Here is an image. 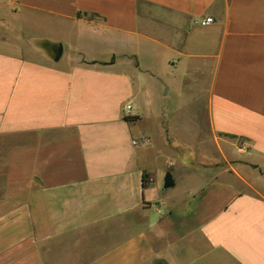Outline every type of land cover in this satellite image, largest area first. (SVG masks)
I'll return each mask as SVG.
<instances>
[{"label": "crops", "instance_id": "1", "mask_svg": "<svg viewBox=\"0 0 264 264\" xmlns=\"http://www.w3.org/2000/svg\"><path fill=\"white\" fill-rule=\"evenodd\" d=\"M0 264H264V0H0Z\"/></svg>", "mask_w": 264, "mask_h": 264}, {"label": "built area", "instance_id": "2", "mask_svg": "<svg viewBox=\"0 0 264 264\" xmlns=\"http://www.w3.org/2000/svg\"><path fill=\"white\" fill-rule=\"evenodd\" d=\"M214 23V19L213 18H206L204 20L201 21V25L202 26H208L210 24ZM131 112H132V106L129 104L126 106L125 108V116H130L131 115ZM135 144L137 143L136 141L134 142Z\"/></svg>", "mask_w": 264, "mask_h": 264}, {"label": "rangeland", "instance_id": "3", "mask_svg": "<svg viewBox=\"0 0 264 264\" xmlns=\"http://www.w3.org/2000/svg\"><path fill=\"white\" fill-rule=\"evenodd\" d=\"M152 91H155V93L157 94V92H158V94H159V89L157 90V89H153ZM174 97H176V95H170L168 98H174ZM202 123V122H201ZM230 140V139H229ZM233 151H234V148H233V146L229 143V162H228V167H229V169H230V166H231V156H233L234 154H233ZM251 178H253V176L252 175H249ZM255 177V176H254ZM254 182L256 181V183H257V179L256 178H253L252 179Z\"/></svg>", "mask_w": 264, "mask_h": 264}, {"label": "water", "instance_id": "4", "mask_svg": "<svg viewBox=\"0 0 264 264\" xmlns=\"http://www.w3.org/2000/svg\"><path fill=\"white\" fill-rule=\"evenodd\" d=\"M173 184H174L173 180H172L171 176H169V180L167 181L166 186L169 187V186H172Z\"/></svg>", "mask_w": 264, "mask_h": 264}, {"label": "trees", "instance_id": "5", "mask_svg": "<svg viewBox=\"0 0 264 264\" xmlns=\"http://www.w3.org/2000/svg\"><path fill=\"white\" fill-rule=\"evenodd\" d=\"M125 119L128 120V121H132L133 120V118L132 117H129V116L126 117Z\"/></svg>", "mask_w": 264, "mask_h": 264}]
</instances>
